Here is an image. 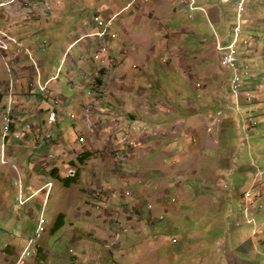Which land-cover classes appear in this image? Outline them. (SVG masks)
Masks as SVG:
<instances>
[{
    "label": "rangeland",
    "instance_id": "1",
    "mask_svg": "<svg viewBox=\"0 0 264 264\" xmlns=\"http://www.w3.org/2000/svg\"><path fill=\"white\" fill-rule=\"evenodd\" d=\"M236 9L234 0H0L11 42L0 53V131L12 96L13 118L31 127L26 152L35 156L49 129L55 168L75 178L56 180L45 205L42 194L17 197L8 213L0 202V244L20 248L11 256L0 245V264L28 249L40 216L45 232L25 264H264V0L246 2L235 35L249 64L240 105L218 47L233 38ZM53 99L60 119L42 129ZM57 210L64 226L54 230Z\"/></svg>",
    "mask_w": 264,
    "mask_h": 264
},
{
    "label": "crops",
    "instance_id": "2",
    "mask_svg": "<svg viewBox=\"0 0 264 264\" xmlns=\"http://www.w3.org/2000/svg\"><path fill=\"white\" fill-rule=\"evenodd\" d=\"M248 58V57H247ZM246 58V59H247ZM243 62V61H241ZM163 109H165V113H169L168 110L171 112L172 110H175L173 106H161ZM49 108V105L47 109ZM104 110V109H101ZM137 113V112H136ZM15 114V113H14ZM197 118H199L200 114H195ZM130 118H133V127L140 125L142 122L137 117V119L134 118V113H131ZM124 118V119H123ZM124 125L129 127V121L126 122L127 118L123 117ZM126 118V119H125ZM21 118H18V115H15L14 121L12 123V130L11 133L7 136L6 141L3 145H5L4 149L0 151L1 158L3 154V158L1 159L3 163H10L9 170L4 172L3 176H6V180L0 181V202L4 205V212L9 211V208L11 206L10 201H17V197H21L22 199H32L34 197H37L39 194H42V199L44 201H50L51 196L54 192L55 186H56V180L60 182L61 180L64 182H67V177H61L59 175V171L55 168L57 166L56 163H53L54 160L51 159V156L49 152L53 150L54 147L59 148V143L52 144L51 141L52 138H46L43 135L39 140L36 139L35 142V151H33V155H31V151L29 153L26 152V149L23 147H29V142L33 138L32 134L30 135V131H25V134L23 137H16V133L19 131H22L25 129V124L22 122H18ZM17 121V122H15ZM38 121V120H37ZM145 124V123H143ZM42 129L44 127V124L41 125ZM142 127V125H141ZM140 127V128H141ZM28 130V129H26ZM41 130V128H40ZM43 131V130H42ZM41 131V132H42ZM188 133H191L190 131H187L184 133L185 135H188ZM1 138H2V131H0ZM184 137V135H183ZM185 139V138H184ZM3 140V138H2ZM56 142L59 140H55ZM24 144V146H23ZM48 148L49 151L41 152L39 150ZM31 149V148H30ZM47 150V149H46ZM31 155V156H30ZM27 158L28 163L26 164L25 159ZM52 171H51V170ZM56 173V175L54 174ZM12 175V176H11ZM14 180V181H13ZM52 182V183H51ZM50 185V187H49ZM70 185V184H69ZM59 190L60 186L58 185ZM48 188V189H47ZM60 192V191H59ZM26 194V197H23V195ZM37 195V196H36ZM19 200V199H18ZM56 221H54L53 227L54 230H57L58 224L62 223V226L59 227L61 229L64 226V213L61 211H56ZM55 213L53 215H56ZM61 214V215H60ZM60 215V216H59ZM63 215V216H62ZM10 221V220H8ZM39 222V221H38ZM47 222V221H46ZM38 224V223H37ZM46 225V223L44 224ZM37 226V225H36ZM36 229V228H35ZM240 231V230H238ZM262 232V231H261ZM242 233V232H241ZM260 233V232H259ZM258 233V235H259ZM247 234V233H246ZM238 238V236H236ZM1 245V244H0ZM3 249L5 250V253L11 254L13 256L16 254L20 248L18 244L14 241L12 238L11 240H6V242L2 243ZM40 246V242H39ZM34 254L32 256V259L34 260ZM13 258V257H12ZM12 258H4L6 264H14L12 263ZM14 262V261H13Z\"/></svg>",
    "mask_w": 264,
    "mask_h": 264
},
{
    "label": "built area",
    "instance_id": "3",
    "mask_svg": "<svg viewBox=\"0 0 264 264\" xmlns=\"http://www.w3.org/2000/svg\"><path fill=\"white\" fill-rule=\"evenodd\" d=\"M222 2L225 3H230L232 0H221ZM235 3L237 4V9H236V21H235V26H233V38L231 40V42H229L228 44H224L223 42H219V50L224 52V56L222 59L223 62V66L230 68L232 71L231 74V92L235 95L236 97V104L240 105V97L241 95L245 96V93L247 92V90H243V87L245 85L244 82V77H246L245 79H247V71H240L239 69V61H244L247 60L246 58L248 56H240V44H235V35L237 33H242V21H243V12L245 9V4L247 1L249 0H234ZM92 22L94 25H102L101 27H103L104 23L103 21L100 19L99 15H94L93 16ZM108 28H104V30H102V32L100 33L101 36L105 35L107 32H109V25H111L110 21H108ZM0 33L2 35H4L3 37L0 36V53L7 51L11 45L10 41H6V32L1 31ZM111 36H115L114 34H111ZM103 50H105V47L103 48ZM99 56L98 53L94 54L95 59H97V57ZM248 61V60H247ZM54 79L56 77H53ZM53 105V109L48 110L47 111V116H46V124H54L58 121V117H59V112H60V108H57V104H59V100L56 99L54 101ZM75 117L74 114L71 115V118ZM4 119V127H3V136L4 138L7 136V134L11 131V125L12 122L14 121L13 118V110H10V103L8 104V108L6 111V114L3 117ZM25 129H31V127L29 125H25ZM22 133H17L18 137H21ZM44 136L46 138H50L51 134L49 133V129L47 130H43V132L41 133V136ZM80 143L84 144L86 143V141L88 140V138L85 135H82L81 138L79 139ZM258 174H262V171H259ZM262 207V204L259 206ZM45 219L43 216H41L39 223L37 225L36 228V232L35 235L33 237H31L26 246H28V253H20L18 255L17 261L15 264H25L26 260L28 257H31L33 254H35L37 252V244H38V240L41 238L42 233L45 232Z\"/></svg>",
    "mask_w": 264,
    "mask_h": 264
},
{
    "label": "bare ground",
    "instance_id": "4",
    "mask_svg": "<svg viewBox=\"0 0 264 264\" xmlns=\"http://www.w3.org/2000/svg\"><path fill=\"white\" fill-rule=\"evenodd\" d=\"M237 35H238V33H237ZM6 37L9 39L10 37H9V35L8 34H6ZM12 39V38H11ZM10 40V39H9ZM14 40V39H13ZM6 41H8V40H6ZM237 43V39L235 40V44ZM247 44H249V41L248 40H246V39H244L243 40V45L245 46V45H247ZM248 46V45H247ZM241 48H243V47H241ZM240 56H243V54H242V52H241V54H240ZM249 65V64H248ZM248 65H246L245 63L243 64V62H241V61H239V69H240V71H242L243 70V66H245V67H248ZM248 74V73H247ZM247 95H249L250 96V98H251V94L250 93H248ZM15 99V98H14ZM250 100V99H249ZM10 102V110H13V104H12V102H13V98H12V96H10V100H9ZM53 109V108H52ZM49 110V109H48ZM47 110V111H48ZM51 110V109H50ZM263 173V172H262ZM264 175V173L262 174V175H260V174H258V176H260V179H261V177ZM52 183V182H51ZM49 187H50V185H49ZM48 189V188H47ZM24 253H28V249L24 252Z\"/></svg>",
    "mask_w": 264,
    "mask_h": 264
},
{
    "label": "clouds",
    "instance_id": "5",
    "mask_svg": "<svg viewBox=\"0 0 264 264\" xmlns=\"http://www.w3.org/2000/svg\"><path fill=\"white\" fill-rule=\"evenodd\" d=\"M105 49H106V47H105ZM103 51H105V50H103ZM58 70H59V69H58ZM56 79H58V77H56L54 80H56ZM54 101H55V99H53V105H55V104H54ZM59 104H60V102H59ZM57 105H58V104H57ZM49 108H50V107H49ZM49 108H48V109H49ZM48 109H47V110H48ZM60 111H61V110H60ZM59 113H60V112H59ZM59 119H60V115H59V117H58V120H59ZM57 122H58V121H57ZM57 122H56V123H57ZM12 123H13V122H12ZM43 124H44V126H46V125H47V124H46V121H44ZM3 127H4V126H3ZM46 129H47V128H46ZM11 130H12V125H11ZM23 130H24V129H23ZM29 130H30V129H29ZM10 132H11V131H10ZM10 132L7 134V136L10 134ZM42 132H43V131H42ZM42 132H41V133H42ZM49 133H50V132H49ZM22 134H23V132H22ZM50 134H51V133H50ZM7 136L4 138V136H3V130H2V138H3V140H4V143H5V141H6ZM16 137H18V136H17V133H16ZM18 138H20V137H18ZM50 138H52V134H51V137H50ZM47 139H48V138H47ZM4 147H5V145H3L2 150L4 149ZM2 158H3V154H2ZM21 201L26 202L25 199H23V200H21ZM44 205H45V204H44ZM40 218H41V216H40ZM40 218H39V220H40ZM38 223H39V222H38ZM44 224H45V223H44ZM37 225H38V224H37ZM44 226H45V225H44ZM38 248H39V240H38V244H37V251H38ZM23 249H24V248H23ZM23 249H22V250H23ZM35 254H36V253H35ZM33 255H34V254H33ZM33 255H32V256H33Z\"/></svg>",
    "mask_w": 264,
    "mask_h": 264
},
{
    "label": "trees",
    "instance_id": "6",
    "mask_svg": "<svg viewBox=\"0 0 264 264\" xmlns=\"http://www.w3.org/2000/svg\"><path fill=\"white\" fill-rule=\"evenodd\" d=\"M89 155V153H86V155H85V157H87ZM67 182H66V184L68 185V184H71V183H73V182H75V178L74 177H67ZM61 215V214H60ZM59 215V216H60ZM63 216V215H62ZM62 226V223H60V224H58V226H57V228H59V227H61Z\"/></svg>",
    "mask_w": 264,
    "mask_h": 264
}]
</instances>
